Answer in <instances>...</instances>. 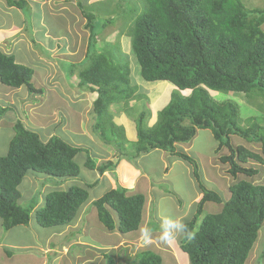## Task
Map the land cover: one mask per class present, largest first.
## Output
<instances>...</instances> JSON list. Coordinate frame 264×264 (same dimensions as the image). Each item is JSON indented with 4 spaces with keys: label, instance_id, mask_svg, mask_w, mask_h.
<instances>
[{
    "label": "trees",
    "instance_id": "trees-1",
    "mask_svg": "<svg viewBox=\"0 0 264 264\" xmlns=\"http://www.w3.org/2000/svg\"><path fill=\"white\" fill-rule=\"evenodd\" d=\"M141 1V12L130 17L127 35L139 75L145 82H167L177 90L155 114L152 126H144L145 112L138 115L133 124L136 139L128 142L124 128L113 122L109 109L120 102L129 109L130 99L135 98L129 64L113 46L97 52L94 14L84 12L80 5L89 37L77 88L96 95L91 110L92 131L129 161L134 159L132 153L137 158L160 150L192 167L201 197L189 220L182 222V235L176 240L178 254L185 255L178 257L179 264H245L264 227V183H253L251 179L259 171L246 166L248 162L264 166V125L256 121L240 125L237 106L215 104L206 88L253 93L264 99V9H246L241 0ZM7 5L24 11L27 1L7 0ZM32 43L36 44L34 40ZM33 75L32 68L0 50V84L11 89L25 87L33 97L42 94L32 85ZM179 91L189 94L183 96ZM7 109L0 107V116ZM197 130H210L216 153L223 147L229 151L219 158L235 179L228 187L226 200L204 186L192 157L175 150L176 144H188ZM12 131L8 150L0 156V220L4 231L27 226L32 213L42 228H62L61 232L81 218L88 227L92 208L98 226L108 233L128 235L140 229L146 196L129 193L119 185L110 188L106 180L98 179L106 172L115 178L117 163L99 161L87 148L66 143L55 135L45 141L18 120ZM232 136L260 143L261 152L233 147ZM78 155L83 167L93 172V179L81 176ZM26 176L42 178L58 189L45 194L41 204L36 200L22 206L18 186ZM104 185L107 188L103 194L91 199L88 190ZM206 203L220 204L221 208L204 215ZM107 258L108 264H113V258ZM132 264H163V259L144 250L133 256Z\"/></svg>",
    "mask_w": 264,
    "mask_h": 264
},
{
    "label": "rangeland",
    "instance_id": "rangeland-1",
    "mask_svg": "<svg viewBox=\"0 0 264 264\" xmlns=\"http://www.w3.org/2000/svg\"><path fill=\"white\" fill-rule=\"evenodd\" d=\"M57 1L55 6L52 3L47 6L53 8V11L50 10L53 14L44 12L36 15L37 21L42 18L39 28L38 24L34 26V10L32 6L28 7V3L21 11L15 7L7 8V0H0V28L21 26L19 31H11V37H0V50L14 55L17 63L32 68V85L42 90V94L32 97L25 87L11 89L0 84V107L8 108L0 116V156L8 150L13 136L12 125L17 120L45 141L55 135L66 143L87 148L97 160L117 163L115 178L111 172H106L98 179L106 180L110 188L119 185L129 193L138 192L146 196L143 223L138 231L128 235L108 233L98 226L93 208L90 209L92 215L84 233L78 224L61 232L62 228L39 227L33 213L27 226H17L8 231L3 230L0 220V264H108L109 255L114 260L113 264H132L133 256L144 250L160 255L163 264H179L178 257L184 254H178L176 240L179 233L182 235V222L189 220L201 197L192 176V167L160 150L137 158L132 153V161L122 157L120 152L105 144L92 131L94 115L91 110L96 95L77 88L78 72L85 67L83 58L89 37L86 20L76 6L80 3L84 12L94 14L93 23L98 33L97 52H105L113 46L117 55L129 64V79L135 88V98L130 99L129 109H125L122 102L109 109L113 122L124 128L128 142L136 139L133 124L141 112L146 113L144 126L150 127L155 122V114L169 102L170 94L177 89L167 82H145L139 75L127 35L131 29L130 17L141 12L142 1ZM241 1L246 9H264V0ZM61 4L66 6L57 9L56 6L59 8ZM59 10H66L67 13ZM206 92L215 104L228 102L236 105L240 125L248 126L254 121L264 125V99L258 95L208 88ZM179 93L183 96L189 94L187 91ZM230 143L233 147L243 146L250 151L261 152L260 143H247L234 136ZM124 147L129 148V144ZM216 147L210 130H197L188 144H176L175 150L192 157L199 167L204 186L218 192L226 200L229 197L228 187L235 179L227 173L228 166L219 161L229 151L223 147L216 153ZM76 160L81 176L93 179V172L83 167L79 155ZM246 166L258 169L259 173L251 181L263 184L264 166L254 162H248ZM106 188L104 185L101 189L88 190L90 198L100 196ZM18 189L21 193L20 205L28 206L36 200L41 204L45 194L58 188H53L42 178L26 176ZM198 194L197 201H194ZM152 201L156 202L154 216ZM220 208V204L206 203L203 214L218 212ZM80 221H84L83 218ZM251 250L245 264H264V227L259 230Z\"/></svg>",
    "mask_w": 264,
    "mask_h": 264
},
{
    "label": "crops",
    "instance_id": "crops-1",
    "mask_svg": "<svg viewBox=\"0 0 264 264\" xmlns=\"http://www.w3.org/2000/svg\"><path fill=\"white\" fill-rule=\"evenodd\" d=\"M27 1V3H28V6L30 7V6H32L33 7V10H34V21H33V23H34V26L36 25V24H38V27L39 28H41V26H40V22H41V20H42V18H40V20L39 21H37V17H36V15L37 14H41L42 15V13H44V12H47V13H50V14H53V13H51V11H53V8H48L47 6H49L50 5V3H52V5L53 6H55L56 5V3H54L56 0H26ZM57 2H62V0H58ZM63 3V2H62ZM6 4V7L7 8H9V9H11V8H14V7H10L9 5H7V3H5ZM73 4V6H74V3H72ZM63 5H65V4H61L60 6H59V8H58V6H56V8L57 9H61V8H64V6ZM81 4L79 3V4H76V6H77V9H79V6H80ZM66 6V5H65ZM82 6V5H81ZM80 6V7H81ZM69 8V7H68ZM70 9V8H69ZM51 10V11H50ZM57 11V10H56ZM59 11H65V13H67V11L66 10H59ZM79 11H80V13H81V10L79 9ZM22 23H23V21L21 22V25H22ZM66 28H67V25H66ZM19 29H21V26H19V27H14V26H11V27H9V28H0V37L2 36H5V37H7L8 38V36L9 37H11V31L12 30H18L19 31ZM36 30V29H35ZM68 30V29H67ZM47 36H48V34L46 33V32H44ZM198 197H199V194L194 198V201H196L197 199H198ZM153 202V201H152ZM155 204H156V202H153V205L152 206H155ZM151 207V206H150ZM152 210H154L153 209V207H152ZM153 216H154V214H153ZM161 219V218H160ZM81 222L82 221H80V219H79V221L75 224V225H77L78 224V226H79V229L80 230H82V232L84 233V231H87V229H88V227L86 226V220L84 219V223L83 224H81ZM150 231H152V230H150ZM82 237V236H81ZM62 248H63V246H62Z\"/></svg>",
    "mask_w": 264,
    "mask_h": 264
},
{
    "label": "bare ground",
    "instance_id": "bare-ground-1",
    "mask_svg": "<svg viewBox=\"0 0 264 264\" xmlns=\"http://www.w3.org/2000/svg\"><path fill=\"white\" fill-rule=\"evenodd\" d=\"M178 236H180V233H179V235ZM248 264V263H247Z\"/></svg>",
    "mask_w": 264,
    "mask_h": 264
},
{
    "label": "clouds",
    "instance_id": "clouds-1",
    "mask_svg": "<svg viewBox=\"0 0 264 264\" xmlns=\"http://www.w3.org/2000/svg\"><path fill=\"white\" fill-rule=\"evenodd\" d=\"M197 201V200H196Z\"/></svg>",
    "mask_w": 264,
    "mask_h": 264
}]
</instances>
